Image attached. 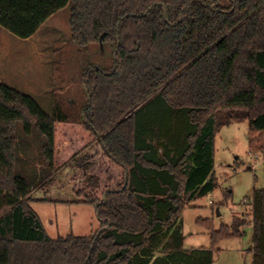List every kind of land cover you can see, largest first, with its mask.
<instances>
[{
    "label": "trees",
    "instance_id": "obj_1",
    "mask_svg": "<svg viewBox=\"0 0 264 264\" xmlns=\"http://www.w3.org/2000/svg\"><path fill=\"white\" fill-rule=\"evenodd\" d=\"M69 2L71 41L111 65L83 71L78 122L0 84V264H212L246 221L198 219L210 246L185 249L181 216L217 187L220 128L247 121L250 150L264 151V0H0V26L28 39ZM66 166L100 227L51 239L31 204L56 199L31 195ZM250 205L252 264H264V188Z\"/></svg>",
    "mask_w": 264,
    "mask_h": 264
},
{
    "label": "rangeland",
    "instance_id": "obj_2",
    "mask_svg": "<svg viewBox=\"0 0 264 264\" xmlns=\"http://www.w3.org/2000/svg\"><path fill=\"white\" fill-rule=\"evenodd\" d=\"M71 7L69 2L28 39H21L0 26V84L32 97L49 116L61 112L78 122L82 109L88 105L83 71L88 64L108 68L112 59L108 50L96 47L85 50L71 41ZM247 134L245 120L224 126L216 133L213 166L217 187L183 210L184 247H209V235L197 224L198 219H210L215 229L221 224L229 225L233 215L247 220L251 209L244 204L250 202L255 189L264 188V151L250 150ZM73 176L71 167L66 166L54 175L52 186L32 192L34 198L56 199L31 204L51 239L90 236L100 227L93 206L74 203ZM4 197L5 193L0 194V201ZM243 230L245 234L239 239L220 241L222 251L216 264H246L251 228L246 225ZM240 248L246 249L237 256Z\"/></svg>",
    "mask_w": 264,
    "mask_h": 264
},
{
    "label": "crops",
    "instance_id": "obj_3",
    "mask_svg": "<svg viewBox=\"0 0 264 264\" xmlns=\"http://www.w3.org/2000/svg\"><path fill=\"white\" fill-rule=\"evenodd\" d=\"M83 88H84V86H83ZM257 158V157H256ZM255 161V160H254ZM211 194V193H210ZM231 193H229L228 194V197H229V195H230ZM225 197V196H224ZM226 198H227V196H226ZM244 206L245 207H247V208H250L251 209V205H250V202H246L245 204H244ZM241 213V212H240ZM239 213V214H240ZM250 214H249V216L247 217V220H246V225H248L250 228H251V244L249 245V246H247L246 248H240V251L238 252V254H237V256L239 255H241L242 253L241 252H243V251H245V249L247 250V258H246V260H245V263L246 264H252V259H253V251H252V216H251V210H250V212H249ZM233 217H234V215H233ZM232 217V218H233ZM210 220V219H209ZM222 225V224H221ZM245 225V226H246ZM244 226V227H245ZM243 227V228H244ZM244 231V230H243ZM244 234H245V232H244ZM185 237V239H184V242H185V240H186V236H184ZM241 238V237H240ZM235 239H239V238H235ZM219 244H220V242L218 243V245H217V247H216V251H215V253H214V255H213V263L212 264H216V262L217 261H219V254L221 253V251H222V249L221 248H219ZM210 246V245H209ZM183 247H184V243H183ZM185 249H191V248H207V247H190V248H186V247H184Z\"/></svg>",
    "mask_w": 264,
    "mask_h": 264
},
{
    "label": "water",
    "instance_id": "obj_4",
    "mask_svg": "<svg viewBox=\"0 0 264 264\" xmlns=\"http://www.w3.org/2000/svg\"><path fill=\"white\" fill-rule=\"evenodd\" d=\"M85 90V89H84ZM85 93H86V90H85ZM87 95V94H86ZM89 106V104L87 105V107Z\"/></svg>",
    "mask_w": 264,
    "mask_h": 264
},
{
    "label": "built area",
    "instance_id": "obj_5",
    "mask_svg": "<svg viewBox=\"0 0 264 264\" xmlns=\"http://www.w3.org/2000/svg\"><path fill=\"white\" fill-rule=\"evenodd\" d=\"M255 159H256V156H255ZM256 161V160H255ZM255 161H254V163H255Z\"/></svg>",
    "mask_w": 264,
    "mask_h": 264
}]
</instances>
